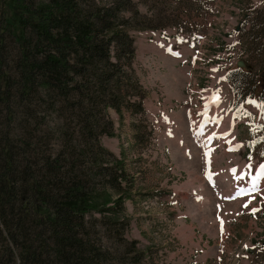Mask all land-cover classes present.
Returning a JSON list of instances; mask_svg holds the SVG:
<instances>
[{"label": "rangeland", "instance_id": "rangeland-1", "mask_svg": "<svg viewBox=\"0 0 264 264\" xmlns=\"http://www.w3.org/2000/svg\"><path fill=\"white\" fill-rule=\"evenodd\" d=\"M131 2L123 17L138 9L151 23L166 25L131 31L136 49L132 71L145 93L144 112L132 107L120 115L108 107L99 115L101 127L112 121L113 135L103 134L102 146L125 157L135 176L132 198L125 203L129 225L124 234L145 254L136 261L137 251L130 250L124 261L264 264V116L247 102L260 103L258 92L251 97L241 92L249 98L240 102L242 94L227 79L238 58L249 60L256 76L264 66V0ZM196 9H204L203 17ZM6 51L10 61L18 54L9 38ZM45 102H27L17 84L10 102L0 101V139L11 109L17 141L23 145L24 139L41 138L44 155L55 153L60 119L54 109L62 102L57 98L51 107ZM65 105L59 132L70 135L80 119ZM41 115L46 120L36 122ZM112 228L98 227L94 235L115 246L121 232ZM5 243L0 235V249Z\"/></svg>", "mask_w": 264, "mask_h": 264}, {"label": "trees", "instance_id": "trees-1", "mask_svg": "<svg viewBox=\"0 0 264 264\" xmlns=\"http://www.w3.org/2000/svg\"><path fill=\"white\" fill-rule=\"evenodd\" d=\"M131 5V0H1L0 101L9 103L19 84L27 102L41 98L51 107L58 98L62 103L54 109L60 119L55 153L44 155L41 138L24 139L21 145L11 131L14 112L10 109L5 118L0 235L7 243L0 249V262L127 264L124 257L130 250L137 251L136 261L144 256L137 241H128L124 234L129 225L125 203L132 198L135 176L126 158L103 147L99 139L113 135L112 121L100 125L99 115L108 107L120 115L125 108L145 109V93L132 71L136 49L131 31L166 25L151 23L138 9L132 17H123ZM196 11L203 17L204 9ZM138 17L144 20H135ZM7 38L18 47L11 61ZM263 70L256 76L247 63L231 69L229 79L237 92H258L264 101ZM65 103L66 112L80 119L70 135L59 132ZM45 120L41 115L36 122ZM29 125L27 120L26 128ZM110 226L121 232L115 246L94 235L98 227Z\"/></svg>", "mask_w": 264, "mask_h": 264}, {"label": "snow or ice", "instance_id": "snow-or-ice-1", "mask_svg": "<svg viewBox=\"0 0 264 264\" xmlns=\"http://www.w3.org/2000/svg\"><path fill=\"white\" fill-rule=\"evenodd\" d=\"M177 39L178 40H182V38H179V37ZM176 55H179V54L176 53ZM212 99H213V102H216L218 98L217 97H213ZM247 102L250 103V104L255 105L258 108H260L261 115L264 116V101H261L260 103H257L255 100L249 99ZM262 139H264V138H262ZM261 155L264 156V153H261ZM260 172H261L262 175H264V165L260 166ZM255 187H256V185H255V183H253V188H255Z\"/></svg>", "mask_w": 264, "mask_h": 264}, {"label": "water", "instance_id": "water-1", "mask_svg": "<svg viewBox=\"0 0 264 264\" xmlns=\"http://www.w3.org/2000/svg\"><path fill=\"white\" fill-rule=\"evenodd\" d=\"M244 65H245V63H244L243 60H240V61L238 62V66H239V67L244 66Z\"/></svg>", "mask_w": 264, "mask_h": 264}]
</instances>
